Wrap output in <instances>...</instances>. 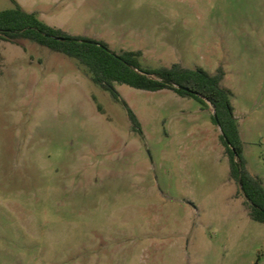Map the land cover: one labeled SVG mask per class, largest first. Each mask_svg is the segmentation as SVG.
Returning <instances> with one entry per match:
<instances>
[{"label":"rangeland","instance_id":"1","mask_svg":"<svg viewBox=\"0 0 264 264\" xmlns=\"http://www.w3.org/2000/svg\"><path fill=\"white\" fill-rule=\"evenodd\" d=\"M16 1L143 67H222L264 186V0ZM114 87L143 136L75 59L0 39V264H264L212 108Z\"/></svg>","mask_w":264,"mask_h":264},{"label":"trees","instance_id":"2","mask_svg":"<svg viewBox=\"0 0 264 264\" xmlns=\"http://www.w3.org/2000/svg\"><path fill=\"white\" fill-rule=\"evenodd\" d=\"M10 1L12 8L0 11V39L13 43L20 39L29 40L75 59L90 75L92 82L108 90L114 99L122 103L132 130L139 135L143 136L140 123L128 104L119 97L114 84L146 91L168 89L181 97L193 98L202 109L213 106L216 119L212 113L210 118L222 131L219 140L228 156L229 177L237 184L243 196L248 216L256 222L264 223V186L246 168L243 143L231 104L233 93L221 84L225 76L222 67H217L214 73H209L202 67L184 68L178 63L169 67H143L142 53L139 50L115 52L101 40L68 35L40 20L34 12L23 10L16 0ZM48 36L64 39L56 40ZM160 80L197 92L201 97L170 87Z\"/></svg>","mask_w":264,"mask_h":264},{"label":"water","instance_id":"3","mask_svg":"<svg viewBox=\"0 0 264 264\" xmlns=\"http://www.w3.org/2000/svg\"><path fill=\"white\" fill-rule=\"evenodd\" d=\"M48 37L53 38V39H56V40H63V39H64V38H60V37H52V36H48ZM83 41H84V40H83ZM85 42H87V41H85ZM160 81L163 82L164 84L170 86V87H175V88H178V89L184 90V91H186V92H188V93H192V94H194V95H197V96L201 97L197 92L191 91V90H189V89H187V88H184V87H182V86H179V85H175L174 83H172V82H170V81H167V80H160ZM205 101H206V100H205ZM209 105H210V104H209ZM210 107L212 108V114H213L214 118L216 119V115H215V113H214V111H213V106L210 105ZM218 129H219L220 134H222V131L220 130L219 126H218ZM224 139H225L226 143L230 146V144H229V142L227 141V139H226V138H224ZM232 151H233V153H234V156L236 157V152H235V150H234L233 148H232Z\"/></svg>","mask_w":264,"mask_h":264},{"label":"crops","instance_id":"4","mask_svg":"<svg viewBox=\"0 0 264 264\" xmlns=\"http://www.w3.org/2000/svg\"><path fill=\"white\" fill-rule=\"evenodd\" d=\"M18 3V2H17ZM19 4V3H18ZM20 5V4H19ZM21 6V5H20ZM22 7V6H21ZM22 9L23 10H25L26 12H34L36 15H37V17L40 19V20H42L43 22H45V18H44V16H43V14L41 15V13L39 14V12L38 11H36V10H34V9H24L23 7H22ZM46 24H48V25H50V26H52V27H54V28H58V29H60V30H62L63 32H65L63 29H61L60 27H58V26H55V25H52L51 23H49V22H45ZM66 33V32H65ZM110 48V47H109ZM131 51V50H130ZM175 62H172V64H174ZM171 64V65H172ZM170 65V66H171ZM166 67H169V66H166ZM222 84V83H221ZM224 86V85H223ZM225 87V86H224ZM227 88V87H226ZM163 90H165V89H163ZM204 111V110H203ZM234 114V113H233ZM136 115V114H135ZM235 117V116H234ZM236 118V117H235ZM237 120V119H236ZM238 124V123H237ZM239 135H240V133H239ZM240 138H241V136H240ZM243 143V142H242Z\"/></svg>","mask_w":264,"mask_h":264}]
</instances>
